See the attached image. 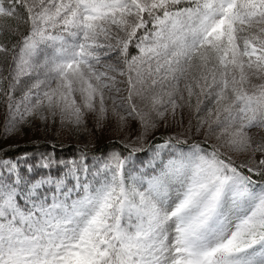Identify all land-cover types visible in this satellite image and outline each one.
I'll use <instances>...</instances> for the list:
<instances>
[{"label":"snow or ice","instance_id":"1","mask_svg":"<svg viewBox=\"0 0 264 264\" xmlns=\"http://www.w3.org/2000/svg\"><path fill=\"white\" fill-rule=\"evenodd\" d=\"M0 264H264V0H0Z\"/></svg>","mask_w":264,"mask_h":264}]
</instances>
